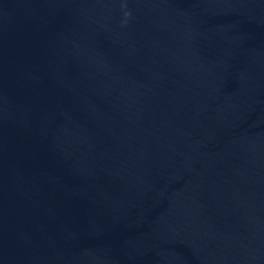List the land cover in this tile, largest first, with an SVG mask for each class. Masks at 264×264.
<instances>
[{"label":"water","instance_id":"95a60500","mask_svg":"<svg viewBox=\"0 0 264 264\" xmlns=\"http://www.w3.org/2000/svg\"><path fill=\"white\" fill-rule=\"evenodd\" d=\"M0 264H264V0H0Z\"/></svg>","mask_w":264,"mask_h":264}]
</instances>
